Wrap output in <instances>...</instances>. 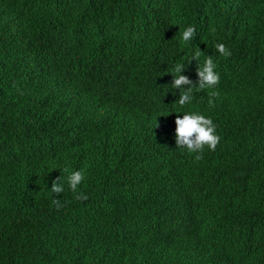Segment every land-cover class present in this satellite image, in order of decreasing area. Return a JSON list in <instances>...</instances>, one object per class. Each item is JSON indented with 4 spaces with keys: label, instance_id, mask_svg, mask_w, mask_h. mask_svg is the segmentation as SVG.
<instances>
[{
    "label": "trees",
    "instance_id": "obj_1",
    "mask_svg": "<svg viewBox=\"0 0 264 264\" xmlns=\"http://www.w3.org/2000/svg\"><path fill=\"white\" fill-rule=\"evenodd\" d=\"M191 112L221 137L200 160ZM0 264H264V0H0Z\"/></svg>",
    "mask_w": 264,
    "mask_h": 264
},
{
    "label": "clouds",
    "instance_id": "obj_2",
    "mask_svg": "<svg viewBox=\"0 0 264 264\" xmlns=\"http://www.w3.org/2000/svg\"><path fill=\"white\" fill-rule=\"evenodd\" d=\"M195 27L188 26L180 35L184 42L193 40L195 36ZM215 53H218L222 57H230L231 51L223 44L217 43L215 45ZM202 55H205L198 47L195 48L191 59L188 61H198ZM216 63L214 62L213 55L205 56L203 65L197 63V76L198 81L193 83L187 76L181 73L186 70L183 63H176L172 69L174 75L171 87L179 90V99L176 103L180 106L191 104L194 95L193 90L202 91L204 89H215L219 84L220 76L216 72ZM219 93L215 90L209 92V105H213L212 98H218ZM175 141L176 148L179 151H187L194 153L195 159L200 160L203 158V152L205 148L210 151H215L220 143L221 137L217 134V126L210 117H206L203 114L197 112L186 113L182 116L177 115L175 119ZM67 171V169H65ZM84 173L81 170H73L70 175L67 176V183L73 193H75L74 199L78 201H85L88 199L84 193H77L78 186L84 180ZM64 191L62 177H58L53 181L50 192L55 196H60ZM52 205L56 210H60L63 205L60 199L52 198Z\"/></svg>",
    "mask_w": 264,
    "mask_h": 264
}]
</instances>
